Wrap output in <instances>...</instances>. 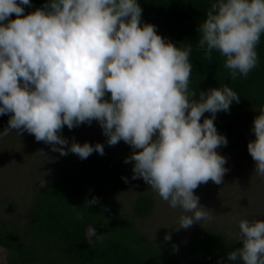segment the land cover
Instances as JSON below:
<instances>
[{
    "label": "clouds",
    "instance_id": "9594fccd",
    "mask_svg": "<svg viewBox=\"0 0 264 264\" xmlns=\"http://www.w3.org/2000/svg\"><path fill=\"white\" fill-rule=\"evenodd\" d=\"M25 7L31 0H0V116L10 114L0 139L27 132L61 156L85 160L93 152L103 156L104 144L69 143L62 132L96 121L108 146H130L124 163L133 165L131 179L188 213L177 231L211 220L194 190L220 185L229 171L217 151L228 140L214 121L240 96L225 84L199 91L197 99L189 87L192 45L180 48L142 23L137 0H46L27 14ZM197 31L205 59L216 51L232 80L247 78L259 66L264 0H215ZM251 131L247 150L264 177V106ZM85 202L90 207L99 198ZM238 227L242 246L226 254L228 264H264V220L242 219ZM90 232L103 243V234Z\"/></svg>",
    "mask_w": 264,
    "mask_h": 264
},
{
    "label": "trees",
    "instance_id": "16d2710c",
    "mask_svg": "<svg viewBox=\"0 0 264 264\" xmlns=\"http://www.w3.org/2000/svg\"><path fill=\"white\" fill-rule=\"evenodd\" d=\"M45 2L31 0L32 7H25V14ZM137 2L143 10L142 23L154 24L159 35L180 48L192 45L189 87L196 91L197 99L199 91L225 84L240 96L239 103L234 101L228 113L218 112L214 121L217 131L228 140L227 146L219 149L236 148L241 140L239 125L248 120L253 127L254 118L264 106V35L257 46L259 66L247 78L238 76L232 80L224 67L225 57L213 51L212 59L207 60L204 51L198 48V25L215 0ZM209 116L210 113L204 114ZM97 125L93 121L90 126ZM86 127L89 125L69 130L65 126L62 136L76 134ZM254 139L251 131L245 142ZM244 151V158L252 159L247 145ZM84 161L73 164L70 170L66 168L67 162L53 165L45 174L44 185L28 204L16 207L13 202L6 204L0 200V247L9 253L7 264H218V261L228 264L226 254L242 246L241 242L212 229L190 232L186 240L176 238L171 243L148 234L140 222L153 213L152 198L139 194L131 201L130 212H122L118 197L126 190V183L117 177L120 163L111 158H97L88 167L85 163L89 160ZM105 174L113 175L107 176L108 183L104 182ZM94 196L99 198V203L88 207L85 200ZM71 206L78 209L74 211ZM91 227L97 235L103 234V243L93 234L88 238ZM179 231L174 230V235Z\"/></svg>",
    "mask_w": 264,
    "mask_h": 264
},
{
    "label": "rangeland",
    "instance_id": "374dc122",
    "mask_svg": "<svg viewBox=\"0 0 264 264\" xmlns=\"http://www.w3.org/2000/svg\"><path fill=\"white\" fill-rule=\"evenodd\" d=\"M9 115L0 116V131L7 127ZM242 123L238 127L241 140L239 139L236 148L217 149L220 155L227 158L225 167L229 169L224 175L223 183L217 185L209 181L194 191V194L200 198L199 203L213 212V218L201 221L200 224L194 223L184 232L179 231V234H176L178 237L174 235V230L179 227V217L188 213H184L179 208L169 207L167 202L160 199L142 179H131L133 165L124 163V159L132 151L129 145L121 141L115 146H108L107 138L102 134L99 125L89 126L79 130L76 134H67L63 137L67 138L69 143L74 139L81 145L85 142L92 145L104 144L105 154L103 156L93 152L85 159V161L89 160L85 163L88 167L97 158L101 160L111 158L120 163L121 169L117 177H127L129 182L126 183V190L121 197H118L119 210L130 212L131 201L139 194L152 198L153 213L140 222L141 227L149 232L148 234H155L160 240H164L165 234H170L171 240L168 242L171 243L177 240L176 238L186 240L187 234L190 232L193 234L205 229H212L222 233L230 240L238 241V226L242 219L264 220V177H260L254 172L255 162L253 159L246 160L243 156L247 145L245 139L250 135L252 127L248 120ZM80 161L81 159L72 153L61 156L58 152L51 151L48 145L36 142L34 136L27 132L18 136L13 130L8 136L0 139V200L6 204L13 202L16 207L28 204L35 196L36 191L44 185L45 174L53 168V165L60 166L67 162L68 167L66 168L70 170L73 164H81ZM82 173H84L83 170ZM107 176L111 175H103L106 183H108ZM134 219L139 220L136 217ZM91 228L87 232L88 238L92 236ZM9 257V253L0 247V264H7Z\"/></svg>",
    "mask_w": 264,
    "mask_h": 264
}]
</instances>
